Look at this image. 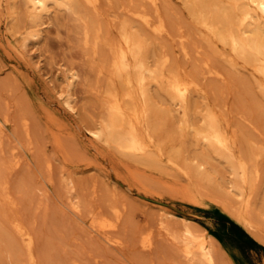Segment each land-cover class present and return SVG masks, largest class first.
<instances>
[{
  "label": "rangeland",
  "instance_id": "1",
  "mask_svg": "<svg viewBox=\"0 0 264 264\" xmlns=\"http://www.w3.org/2000/svg\"><path fill=\"white\" fill-rule=\"evenodd\" d=\"M10 2L0 4V184L6 186V193L0 187V264H29L17 222L30 233L35 264H186L159 228L162 218L173 231L183 230L181 218L170 213L186 217L194 232L212 243L216 264H264V91L259 86L264 79L251 65L240 58L230 64L227 47L206 37L183 0H159L157 9L145 0H98L95 8L81 2L75 12L52 15L42 25L39 43L26 46L21 43L29 26L27 9L22 0H14L12 9ZM139 10L154 24L165 23L166 32L156 35L142 24L134 14ZM124 23L139 34L151 65L165 53V74L176 70L201 86L189 102L194 127L210 107L237 153L255 151L257 179L246 185L248 206L226 189L231 175L223 159L208 157L211 178L194 170L204 146L196 143L192 129H181L180 114L162 84H148L156 124L152 147L160 145L161 161L146 164L92 135L107 90L122 88L109 65ZM87 24L97 35L96 52L92 43H84ZM208 66L220 75H208ZM62 70L78 74L72 87L75 110L62 102ZM14 157L20 161L12 168ZM69 195L80 203L79 215L68 208ZM224 207L248 213L255 234ZM92 215L117 222L111 234L121 245L110 246L92 233L87 225ZM147 235L148 250L140 247Z\"/></svg>",
  "mask_w": 264,
  "mask_h": 264
},
{
  "label": "bare ground",
  "instance_id": "2",
  "mask_svg": "<svg viewBox=\"0 0 264 264\" xmlns=\"http://www.w3.org/2000/svg\"><path fill=\"white\" fill-rule=\"evenodd\" d=\"M2 1L3 0H0V4ZM22 1L27 9V17L29 21V26L27 29L25 28L26 30L22 36V46H26L29 41L33 44L39 43L43 35L42 25H46V20L50 19L52 15L55 16L57 12L62 10L75 12L81 2L91 4L94 6L93 8H95L98 2V0ZM145 1L147 2H145L146 4L150 3V5L157 9L159 0ZM226 1L229 3L226 4L224 0H183L189 10V13L191 14V17L203 30L206 37L213 42L218 40L219 44L221 43L222 46L227 47L228 53L224 55H228V61L230 64L234 65V59L240 58L243 63L251 65L254 71L264 79V0ZM10 3L12 4V9L14 0H11ZM139 11L141 12L134 13L136 17L139 21L141 20L142 24L148 26L149 28L152 27L153 32H156V35H160L164 30H166L164 28L165 23L163 24L160 21L154 24L153 21L155 20L152 21L148 13H145L143 10ZM87 25L84 26L82 32H80L83 34L84 43H92L94 49L93 51L96 52V48L98 46V41L96 40L97 35L93 33L89 24ZM120 34L121 42L113 49L110 55L109 66L112 75L119 80L122 88L120 87L121 89H119L117 87H112L107 90L104 104L102 103L104 110L103 115H101L102 119L100 118L101 122L98 127L91 129L92 135L96 139L114 147L119 153L126 154L146 164H154L161 161L160 145L156 142L157 147H152L154 138L151 132L156 130V124L153 116L155 112L153 110L154 106L152 104V98L148 93V84L150 82L162 84L160 89L166 95L167 101L173 104L174 109L180 114V120L182 123L181 129H192L193 138L196 143L204 146L200 149L201 151L199 150L198 161L194 164V170L197 171V174L203 179L208 176L210 177L211 175L207 176V173L209 172L206 170L208 157L210 156L211 159L213 157L223 159L229 169V172L227 173L231 175V178L229 176L230 180L227 179L226 189L231 192L234 191L236 196L239 197L240 203L244 202V204L248 206L250 204L251 193L246 191V185L250 184L257 176V169H255V163L253 162L255 151L247 154L244 151L242 154L237 153L234 141L230 138L231 136H229L226 127L221 123L222 119H220V116L218 117L214 110L210 107H207L201 115L199 119L200 124L194 127L189 120V102L192 93L200 92L201 86L197 83V81H193L194 79L190 78V80L186 77L180 76L176 70H170V72L168 71V74H165L167 70L164 71V67L168 62V56L165 53L157 58L154 66L151 65L144 52L145 44L140 40L141 38L139 39V34L137 35L130 29V27H128V24L124 23L122 25ZM182 48L184 50V46ZM184 53L186 54L187 52L184 50ZM208 68L205 71L208 75H213L215 77L220 75L218 71ZM62 73L64 76L62 81L65 83L66 87L64 94L61 95L62 102L69 109L75 110L72 87L76 82L78 74L74 71L70 72L67 70H62ZM259 84L260 87L262 86L261 88L264 91V82L260 81ZM162 94L163 93H161V95ZM196 150L198 149L196 148ZM240 152H242V149ZM18 159L16 158L15 160L14 157L12 160L15 161L10 167L19 163L20 160ZM169 159L168 161L170 162L171 159ZM172 162L173 161L170 163ZM210 163H212L211 160ZM187 164L184 162L183 166L185 167L186 165V167H188ZM176 165L174 168H176ZM191 169L188 173H191L193 170ZM129 170L131 172L138 171L135 168L133 169V167H130ZM168 185H170V183ZM0 187L6 193V186L4 187V185L0 184ZM179 187H181V185H179ZM73 196H68V208H71L75 214H78V212H80V203L77 200H74ZM4 197H6V195ZM224 209L241 222V225L247 228L251 233L255 234L253 229L255 226L248 219V213H240V210L237 207L233 210H230L227 207H224ZM160 214L162 213H159V215ZM170 214L181 218L183 230L181 231L178 227L179 229H176H178V231L180 230V233L176 230L173 231L174 227L170 228L168 223L167 225L164 224L165 219L163 220L162 218H160L159 221V228L164 233L166 239L177 248V252L185 260L186 264H216L214 256L215 252L212 243L207 242V239L205 240L203 236L199 235V233L196 234L197 231L194 232L195 230L191 228L193 225L190 226L191 223H186L188 220L186 217L179 216L175 213ZM94 216L96 215H92L90 217V221L87 223L92 233L94 232V234H100L103 241L110 246L116 247L121 245L120 239L115 237L116 234H111L112 231L114 232L117 222H111L104 218L98 219ZM14 228L19 235L23 246L25 247L24 249L26 250L29 264H35L30 233L18 222L14 223ZM151 246V237L148 235L144 236L140 241V247L148 250Z\"/></svg>",
  "mask_w": 264,
  "mask_h": 264
}]
</instances>
